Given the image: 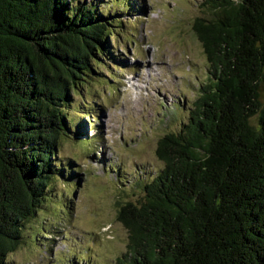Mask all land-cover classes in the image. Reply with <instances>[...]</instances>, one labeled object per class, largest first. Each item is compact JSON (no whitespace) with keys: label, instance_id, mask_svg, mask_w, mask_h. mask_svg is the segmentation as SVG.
Returning <instances> with one entry per match:
<instances>
[{"label":"trees","instance_id":"obj_1","mask_svg":"<svg viewBox=\"0 0 264 264\" xmlns=\"http://www.w3.org/2000/svg\"><path fill=\"white\" fill-rule=\"evenodd\" d=\"M192 30L207 81L188 120L158 139L162 169L113 264H264V0H204ZM94 0H0V264L56 177L55 153L111 23ZM256 117V123L251 119Z\"/></svg>","mask_w":264,"mask_h":264},{"label":"rangeland","instance_id":"obj_2","mask_svg":"<svg viewBox=\"0 0 264 264\" xmlns=\"http://www.w3.org/2000/svg\"><path fill=\"white\" fill-rule=\"evenodd\" d=\"M94 1L112 25L107 57L98 56L65 107L67 133L53 159L66 176L52 180L4 264H113L127 243L118 208L142 202L163 166L158 139L182 128L207 81L192 30L209 15L204 0Z\"/></svg>","mask_w":264,"mask_h":264},{"label":"bare ground","instance_id":"obj_3","mask_svg":"<svg viewBox=\"0 0 264 264\" xmlns=\"http://www.w3.org/2000/svg\"><path fill=\"white\" fill-rule=\"evenodd\" d=\"M148 63V62H147ZM141 66L143 67V64L141 63Z\"/></svg>","mask_w":264,"mask_h":264}]
</instances>
